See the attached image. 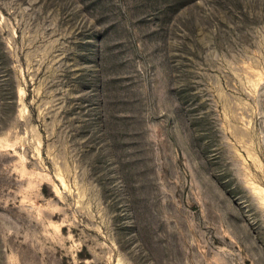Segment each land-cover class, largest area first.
<instances>
[{
  "label": "rangeland",
  "instance_id": "1",
  "mask_svg": "<svg viewBox=\"0 0 264 264\" xmlns=\"http://www.w3.org/2000/svg\"><path fill=\"white\" fill-rule=\"evenodd\" d=\"M0 264H264V0H0Z\"/></svg>",
  "mask_w": 264,
  "mask_h": 264
}]
</instances>
